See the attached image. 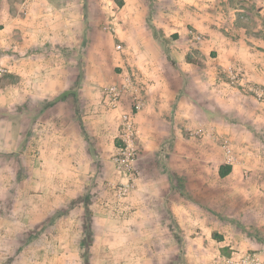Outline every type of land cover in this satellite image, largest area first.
<instances>
[{"label": "crops", "instance_id": "1", "mask_svg": "<svg viewBox=\"0 0 264 264\" xmlns=\"http://www.w3.org/2000/svg\"><path fill=\"white\" fill-rule=\"evenodd\" d=\"M255 2L0 0V264L264 262ZM125 73L145 104L141 175L121 195L113 156L132 98L101 99Z\"/></svg>", "mask_w": 264, "mask_h": 264}, {"label": "built area", "instance_id": "2", "mask_svg": "<svg viewBox=\"0 0 264 264\" xmlns=\"http://www.w3.org/2000/svg\"><path fill=\"white\" fill-rule=\"evenodd\" d=\"M32 0H25V4ZM111 30L110 26L106 27ZM196 40H202V35L195 31L191 32ZM121 49V45H117ZM5 72V67L0 61V73ZM130 94L132 98V107L121 114L119 140L120 145L117 148L113 160L117 170L125 177L127 183L115 185L121 195H126L135 186V181L141 175L139 160L141 157L139 136L140 130L136 122V114L143 108L145 101L142 88L137 84L132 75H125L118 83H113L103 88L101 103L109 109H117L120 106L125 95ZM228 163L234 162V156L231 148H225ZM222 264H264V262L254 253L238 254L234 253L224 258Z\"/></svg>", "mask_w": 264, "mask_h": 264}, {"label": "rangeland", "instance_id": "3", "mask_svg": "<svg viewBox=\"0 0 264 264\" xmlns=\"http://www.w3.org/2000/svg\"><path fill=\"white\" fill-rule=\"evenodd\" d=\"M249 1H254L255 2V0H249ZM256 3V2H255ZM264 8H261L260 10H263ZM262 14H263V12H262ZM264 15V14H263ZM127 74H129V73H125L123 76H125V75H127ZM131 75V74H130Z\"/></svg>", "mask_w": 264, "mask_h": 264}, {"label": "trees", "instance_id": "4", "mask_svg": "<svg viewBox=\"0 0 264 264\" xmlns=\"http://www.w3.org/2000/svg\"><path fill=\"white\" fill-rule=\"evenodd\" d=\"M227 172H225L224 170H221V175H225Z\"/></svg>", "mask_w": 264, "mask_h": 264}]
</instances>
